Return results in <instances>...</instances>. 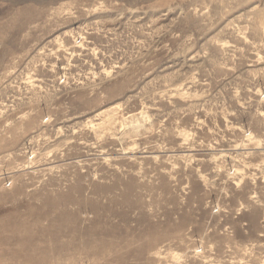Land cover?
Here are the masks:
<instances>
[{
    "label": "rangeland",
    "instance_id": "rangeland-1",
    "mask_svg": "<svg viewBox=\"0 0 264 264\" xmlns=\"http://www.w3.org/2000/svg\"><path fill=\"white\" fill-rule=\"evenodd\" d=\"M0 264H264V0H0Z\"/></svg>",
    "mask_w": 264,
    "mask_h": 264
}]
</instances>
